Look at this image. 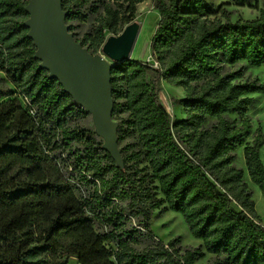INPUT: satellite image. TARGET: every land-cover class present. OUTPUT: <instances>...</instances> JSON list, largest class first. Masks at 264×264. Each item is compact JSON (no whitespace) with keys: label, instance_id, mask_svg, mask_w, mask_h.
<instances>
[{"label":"trees","instance_id":"16d2710c","mask_svg":"<svg viewBox=\"0 0 264 264\" xmlns=\"http://www.w3.org/2000/svg\"><path fill=\"white\" fill-rule=\"evenodd\" d=\"M29 1L0 0V264H196L207 253L208 264H264V223L235 165L243 148L264 195V135L253 134L247 115L264 85L237 80L264 67V8L233 21L210 0H150L160 13L151 39L157 65L112 67L119 166L90 114L40 68L25 26ZM144 1L113 0L77 40L96 54L106 31L118 35ZM93 2L63 0L71 31ZM161 81L185 89V117L172 118ZM155 210L181 214L203 243L158 238Z\"/></svg>","mask_w":264,"mask_h":264},{"label":"water","instance_id":"95a60500","mask_svg":"<svg viewBox=\"0 0 264 264\" xmlns=\"http://www.w3.org/2000/svg\"><path fill=\"white\" fill-rule=\"evenodd\" d=\"M29 18L25 26L28 37L37 47L40 68L57 79L74 100L92 116L96 133L104 139L107 150L119 166L124 159L118 141V122L113 118L114 99L112 67L132 58L141 26L128 24L119 35L108 36L103 53L92 54L78 41L67 24L69 11L63 0H30L25 8Z\"/></svg>","mask_w":264,"mask_h":264},{"label":"rangeland","instance_id":"374dc122","mask_svg":"<svg viewBox=\"0 0 264 264\" xmlns=\"http://www.w3.org/2000/svg\"><path fill=\"white\" fill-rule=\"evenodd\" d=\"M215 7L224 6L231 13V18L233 21L239 19H253L259 16L261 8H264V0H250L246 4H238L235 2L227 0H210ZM113 4V0H94L86 8L88 12L85 21H75L70 24L75 26L74 31H72L76 39H83L85 34L91 33L95 30V27L99 25V22L106 17L105 7L107 5ZM94 7H99L98 12L94 11ZM160 19V13L155 5L150 0L139 3L138 10L133 18V21H137L140 26V32L137 37L135 47L132 53L133 59H138L146 63L155 64L154 58L151 52V39L156 30L158 21ZM129 24V23H128ZM128 24H121L119 26L120 33L123 32L124 28ZM119 33V34H120ZM118 34V35H119ZM106 35H116L110 31H106ZM95 47V45H93ZM96 54H101L103 57L108 59L112 64V61L108 56H106L102 48L98 49ZM243 64L233 66V69H240ZM239 81H254L258 80L264 85V67L261 68H251L247 67L245 73L242 77L238 78ZM186 91L183 87L172 86L166 81H161L160 83V97L168 111L171 113L173 119H181L185 117V112L183 107L178 103V100L183 98ZM254 98V103L247 112L252 124L253 134L264 135V92L251 94ZM90 121L93 125L92 116L90 115ZM123 146V144H120ZM261 157L264 162V146L261 149ZM235 165L238 168H243L245 171V181L248 184L249 189L252 192V197L256 203V208L259 216L264 223V195L261 189L250 179L247 171L244 150L239 148L237 151V158ZM159 210H155L153 213L152 227L158 238L162 239L164 242H169L170 240L181 236L182 237V247L184 248H195L201 245L203 242L195 238L183 216L174 211H168L161 216L158 215ZM214 259V255L207 253L206 256L199 260L196 264H208ZM70 264H78L76 259H70Z\"/></svg>","mask_w":264,"mask_h":264},{"label":"built area","instance_id":"2783aa9c","mask_svg":"<svg viewBox=\"0 0 264 264\" xmlns=\"http://www.w3.org/2000/svg\"><path fill=\"white\" fill-rule=\"evenodd\" d=\"M156 64V63H155ZM157 65V64H156ZM23 102L24 104H28L29 103V99L27 97H23ZM32 114L36 115V111L34 109H31L30 111Z\"/></svg>","mask_w":264,"mask_h":264}]
</instances>
